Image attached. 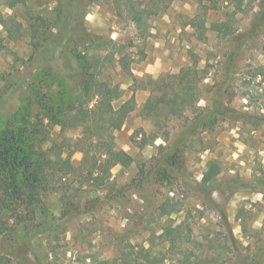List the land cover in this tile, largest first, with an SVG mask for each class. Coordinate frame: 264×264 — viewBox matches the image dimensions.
Listing matches in <instances>:
<instances>
[{"label":"rangeland","instance_id":"1","mask_svg":"<svg viewBox=\"0 0 264 264\" xmlns=\"http://www.w3.org/2000/svg\"><path fill=\"white\" fill-rule=\"evenodd\" d=\"M21 1L12 5V0H0V14L23 26L20 39L8 38L0 26V137L10 123H20L24 112L29 111L33 120L43 115L41 103L72 104L79 98L74 74L82 64L78 57L85 52L73 53L70 46L74 33L86 30L95 36L90 51L105 66L99 79L118 83L124 91L114 107L135 94L136 110L122 129L112 131L116 147L134 162L129 168L114 167L106 184H97L87 176L77 143L82 129L61 133L56 128L54 138L67 140L69 146L63 150L69 149L74 169L62 181H67L64 188L42 193L46 217L38 214L28 221L27 230L11 222V229L0 237V264H112L120 250L132 253L131 258L141 248L154 253L171 250L172 243L162 240L169 227L182 233L166 264H183L187 259L183 251L208 252V257L227 262L234 254L230 233L195 186L212 161L221 166L213 198L226 207L236 243L244 256L260 253L264 246V23L257 33L250 31L262 15L264 0H246L242 7L240 0H219L216 5L211 0H177L165 13L146 14L143 28L123 7L125 0L122 7L116 0H79L77 10L69 0ZM133 1L143 10L147 0ZM196 17L204 21L205 34L190 25ZM224 22L232 35L219 33L217 26ZM32 26L39 32L37 39L32 38ZM121 57L129 62L134 77L120 67ZM190 67L203 77L196 113L169 119L142 116L141 108L151 94L149 78L174 76ZM221 100L233 112L226 119L209 118L206 127L181 140L193 119ZM241 114L248 117L238 118ZM66 157L64 153L62 158ZM161 207L179 211L165 215ZM185 222L191 224L189 228ZM40 224L50 230L29 242L27 237Z\"/></svg>","mask_w":264,"mask_h":264},{"label":"trees","instance_id":"2","mask_svg":"<svg viewBox=\"0 0 264 264\" xmlns=\"http://www.w3.org/2000/svg\"><path fill=\"white\" fill-rule=\"evenodd\" d=\"M175 1L177 0H147L144 9L140 10L135 6L133 0H125L123 7L132 14L137 26L143 28L146 14L165 13ZM211 1L216 5L219 0ZM225 1L227 0H222V2ZM245 1L240 0L239 6ZM20 2L22 1L12 0V5ZM202 2L203 0H200V3ZM121 3L122 0H116L118 7H122ZM79 5V0H69V6L73 10H77ZM8 20H12V18L5 19L0 14V26L8 34L7 37L10 39L22 38V24ZM263 23L264 7L262 15L256 20L250 32L257 33ZM190 25L197 30L202 29V33L205 34L207 28L199 17L191 20ZM217 27L220 34L232 35V28L228 22L219 24ZM38 33V30L32 26V38L37 39ZM65 34L69 35V30ZM74 35V43L70 46L71 52H78L79 49H83L85 52L83 57H78L82 64L78 72L74 74V81L81 91L79 98L72 104L43 105L41 103L39 106L43 115H37L33 120L29 117V111L27 114L24 112L20 123H10L0 137V237L5 236L11 229L13 220L27 230L30 225L28 221H34L38 214H43L46 217L42 193L54 189L56 186L61 188L66 186L67 181H62L72 173L74 166L70 159L69 149L63 150L65 146H69L67 140L62 139L61 142H57L54 138L56 128H59L61 133L82 129V137L77 140V143L80 146V151L84 154L83 162L87 176L97 184L105 185L114 167L129 168L134 162L131 155L116 147L112 131L122 129L127 118L136 110L135 94L133 93L130 99L115 108L114 102L123 97L124 91L118 83L111 84L109 81L99 79L105 66H103L101 58L90 51V45L95 43V36L86 30L75 32ZM1 41L2 38H0ZM60 43L56 45L54 51L60 47ZM111 56H115V54ZM120 67L128 75L133 76L129 62L124 57L120 58ZM202 80L203 77L196 67L181 69L177 75L170 77L158 79L150 77L147 84L151 94L141 108L142 116L169 119L186 118L187 113L195 114L196 105L202 93L198 86ZM93 101L94 104H92ZM232 112L222 100L219 101L214 105L213 110L209 108L207 114L193 119L190 129L186 130V134H183L181 140L198 129L206 127L209 118L215 116L226 119ZM237 117L245 119L248 116L244 114L241 117L237 115ZM144 146H146L145 143L141 145L142 148ZM64 153L67 157L63 159ZM220 174L221 166L217 162H209L202 180L195 182V186L200 193L204 194L213 209L215 208L219 212L222 224L230 233L228 241H231L234 254L230 260L224 262L222 258H216L214 255L208 257V252H202L199 255L195 252L185 254L183 251L187 258L183 264H189L191 257H194L193 264H264V246L260 253H255L252 256L242 254L241 246L236 243L233 237L226 207L218 204L217 200L213 198L214 192L217 191L216 182ZM182 178L186 180L185 175H182ZM63 197L67 198V195L64 193ZM161 209L165 215L179 211H171L165 207H161ZM185 225L186 228H189L191 224L185 222ZM48 230H50L49 227L40 224L39 228L32 230L27 240L31 242L39 234ZM56 230V228L53 229V231ZM165 231L162 240L164 238L163 242L172 243L171 250L154 253L150 249L141 248L133 258H131L132 253L120 250L119 256L114 259L113 263L166 264L172 247L181 239L182 232L180 230L174 232L172 227ZM231 261L233 262L231 263ZM102 264H110V262L105 261Z\"/></svg>","mask_w":264,"mask_h":264}]
</instances>
